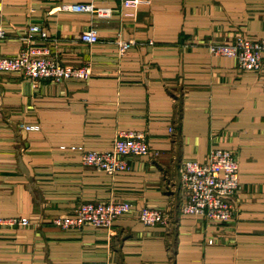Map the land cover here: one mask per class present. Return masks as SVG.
I'll return each instance as SVG.
<instances>
[{"label": "crops", "instance_id": "obj_1", "mask_svg": "<svg viewBox=\"0 0 264 264\" xmlns=\"http://www.w3.org/2000/svg\"><path fill=\"white\" fill-rule=\"evenodd\" d=\"M91 2L112 18L61 10ZM0 24L8 32L0 57L17 55L37 24L50 37L38 48L64 66L93 68L87 81L36 87L0 72V219L32 220L0 226V264H264V66L244 72L208 49L240 35L264 39V0H152L135 9L122 0H0ZM91 27L94 46L79 40ZM119 40L134 43L124 57ZM122 131L143 133L151 149L128 158L129 172L109 176L62 149L111 150ZM213 148L239 162L238 212L227 223L181 212L180 167ZM86 202H129L134 211L110 229L53 224ZM144 208L166 212L170 225L145 227Z\"/></svg>", "mask_w": 264, "mask_h": 264}, {"label": "built area", "instance_id": "obj_2", "mask_svg": "<svg viewBox=\"0 0 264 264\" xmlns=\"http://www.w3.org/2000/svg\"><path fill=\"white\" fill-rule=\"evenodd\" d=\"M152 0H122L124 8L135 9ZM65 12L92 13L99 18L111 19L109 9L96 10L90 4L65 5ZM8 39V32L0 24V41ZM49 34L39 25L31 24L22 38L25 46L14 56L0 57V72L21 74L31 80L34 87L42 80L54 84L66 81H87L93 75L91 64L81 67H67L47 49L38 48L37 42L49 41ZM79 40L94 46L100 43L97 28L82 32ZM118 56H126L134 46L131 41H117ZM209 52L215 57L234 59L241 71L258 72L264 66V39L255 41L238 36L232 44L211 43ZM27 131L37 127L27 126ZM171 132L174 130L171 129ZM81 156L84 166L93 167L109 176L131 170L129 157H146L151 153L150 144L141 132L122 131L111 150L92 151L84 146L63 147ZM184 204L181 212L186 215L203 217L213 223H227L234 220L238 206L236 196L241 188L239 162L236 155L226 149L213 148L204 162L186 161L180 167ZM134 207L129 202H86L79 205L72 214L56 218L53 224L62 230L94 228L110 229L115 220L130 214ZM138 219L145 227L170 225L169 215L158 209L144 208L138 212ZM32 225L31 218L0 219V226L24 228ZM214 240L209 241L213 245Z\"/></svg>", "mask_w": 264, "mask_h": 264}, {"label": "rangeland", "instance_id": "obj_3", "mask_svg": "<svg viewBox=\"0 0 264 264\" xmlns=\"http://www.w3.org/2000/svg\"><path fill=\"white\" fill-rule=\"evenodd\" d=\"M2 227H4V226H2Z\"/></svg>", "mask_w": 264, "mask_h": 264}]
</instances>
